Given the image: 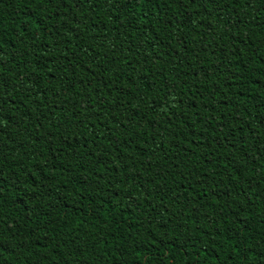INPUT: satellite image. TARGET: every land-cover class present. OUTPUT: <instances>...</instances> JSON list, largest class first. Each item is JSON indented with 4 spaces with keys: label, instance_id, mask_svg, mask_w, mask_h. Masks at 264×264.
<instances>
[{
    "label": "trees",
    "instance_id": "obj_1",
    "mask_svg": "<svg viewBox=\"0 0 264 264\" xmlns=\"http://www.w3.org/2000/svg\"><path fill=\"white\" fill-rule=\"evenodd\" d=\"M0 51V264H264V0H0Z\"/></svg>",
    "mask_w": 264,
    "mask_h": 264
},
{
    "label": "snow or ice",
    "instance_id": "obj_2",
    "mask_svg": "<svg viewBox=\"0 0 264 264\" xmlns=\"http://www.w3.org/2000/svg\"><path fill=\"white\" fill-rule=\"evenodd\" d=\"M49 3H55L56 0H48ZM66 0H60V3H65ZM78 2L82 3L84 2V0H78ZM95 2H99V0H95ZM130 2V0H112V4L113 5H120V4H124L127 5ZM144 3H149L152 4L154 2V0H143ZM156 2H158V0H156ZM173 2H177V3H184V0H173ZM189 3H196V0H188ZM209 2H211V0H209ZM217 3H219V0H216ZM245 3L248 4L249 0H232V3L234 6L236 5H240L241 3ZM139 6V3L138 5ZM3 53L2 51H0V56H2ZM3 65L0 64V68H2ZM0 244H2V242H0Z\"/></svg>",
    "mask_w": 264,
    "mask_h": 264
}]
</instances>
